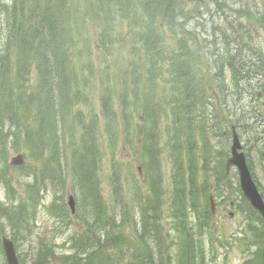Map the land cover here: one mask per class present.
<instances>
[{
    "label": "trees",
    "instance_id": "trees-1",
    "mask_svg": "<svg viewBox=\"0 0 264 264\" xmlns=\"http://www.w3.org/2000/svg\"><path fill=\"white\" fill-rule=\"evenodd\" d=\"M184 1L139 0L142 14L147 19L143 27L145 32L141 33L140 38L133 37L132 25L128 26L130 48L134 41L142 43L143 95L139 99L136 88L141 86V82L135 77V70L131 69L128 76L133 82H138L131 91L136 101L131 103L127 99L128 94L123 95L119 100L118 107L121 112L119 118L124 125L123 134H126L130 142L132 131L130 116L139 110V119L142 122L139 129L141 159L151 188L147 197L132 195L129 199L123 198V194L119 192L118 176L114 175L111 198L118 201L111 202L110 207L103 201L100 192L98 171L102 152L98 129L100 119L104 120L109 143L115 144L114 126L117 114L113 108V90L107 85L106 80L99 76L101 81L99 115L91 111L89 119H85L84 113L77 109L79 92L74 89L77 74L84 67L78 64L77 58L73 55L75 40L72 36V26L75 22L69 16L71 11L69 0H12L10 6L0 1V17L2 14L6 16L8 31L0 53V164L7 165L4 142L6 136L3 135V128L4 124L8 123L12 128L8 135L10 148L24 149L28 159L40 163L39 170L42 175L46 170V174L58 188L62 190L64 187L70 188L76 199V216L86 231V237L91 232L95 233V240L92 243L84 237L72 239L73 252L54 256L53 259L49 257L51 247L40 244L34 264L56 259L58 264H104L95 262L96 255L104 246L103 235L109 230L121 227L125 214L129 211L138 213L139 222L132 219L136 234L137 223L141 226L138 237L140 235L144 242L147 236L151 237L155 249L161 253L163 236L160 210L163 198L158 125L162 118H170L174 125L167 144L168 159L174 161L172 180L177 189L175 193L173 192L171 201L173 220L186 217L181 162L188 165L190 188L195 187L194 154L198 148L194 141L195 134L200 137V160L203 171H207L211 156L207 140L209 121L215 120L213 130L210 129L209 133L219 129L222 121L218 120V117L223 115L224 122L228 124L231 122L233 126L234 120L240 128L250 129L258 141L255 151L261 164H264V130L255 131L247 123L254 120L257 125L261 122V117L253 107L240 103L244 92L250 94L253 100H256L260 92H264V81L261 80L245 86L253 74L255 76L261 74L264 79L262 72L264 55L255 45L252 46L251 37L250 40L247 38L254 34L253 27L246 32L241 27L243 18L248 22L249 16L254 15L256 19L252 21L257 31L264 34V13L260 14L255 10L256 7H253L252 11L250 8H245L244 11L240 8L232 10L234 14L230 20L222 15L223 22L215 24L216 39L208 43L205 38V47L201 46L203 40L197 37L196 27L200 24L195 23L191 26L192 19L188 12L181 13L179 10ZM95 3L97 15L94 19L102 26L101 34L96 36V51L105 59L117 41L111 34L120 23L118 21L130 15L137 0H95ZM211 3L217 7L214 9L217 13L222 10V4L217 0H211ZM147 27H157L160 31L165 29L169 32L176 42L177 50L172 52L159 45V40L158 44L148 37ZM232 43L235 44V48L231 47ZM208 62L212 68L201 74L200 65ZM224 71L227 72V79L223 76ZM32 74H35L36 80L29 86L28 80ZM156 75L162 78L158 79ZM96 76L97 71L94 69L92 79L94 80ZM214 97L218 99L219 104L215 114L211 110V99ZM220 154V151H217L214 158L217 170L216 185L221 184L220 182L226 178ZM36 174L34 171V175ZM46 181L44 179L41 181L39 191L43 190ZM30 182L27 185L29 202L32 207H36L38 195L36 179H31ZM216 185L214 188L219 191L221 185ZM201 188L206 195L209 184L205 183ZM240 202L246 212L249 210L246 216L247 230L262 246L260 256L262 264L264 226L259 216L242 198ZM25 209L21 199L12 207L0 202V224L10 228L15 243L19 238L24 239L33 224L34 216L25 218ZM117 209H124V212L116 213ZM204 214L205 218L199 221L198 225L201 229H205L204 222L210 217L207 207ZM60 217L63 219L65 213ZM16 247L18 248V245ZM203 248L204 243L197 241L191 246L187 242V259L202 262L205 255ZM107 264H110V261ZM128 264H139V260L132 256Z\"/></svg>",
    "mask_w": 264,
    "mask_h": 264
},
{
    "label": "rangeland",
    "instance_id": "rangeland-1",
    "mask_svg": "<svg viewBox=\"0 0 264 264\" xmlns=\"http://www.w3.org/2000/svg\"><path fill=\"white\" fill-rule=\"evenodd\" d=\"M0 1H3L7 6H10L12 2V0ZM138 1L133 6L130 15L118 21L120 23L111 34V37L117 38V41L112 46L111 53L107 54L104 59L96 51V36L99 33L101 34L102 26L99 24V21L94 19L97 15L95 13L97 11L95 0H69V9L71 10L69 16L75 22L72 26V36L75 40L73 55L77 58L78 64L84 67L77 74L74 89L79 92V105L77 109L84 113L85 119H89L92 112L99 115V99L101 95L99 76L104 78L107 85L113 90V108L117 114L114 126L116 134L115 144L111 145L109 143L104 120L100 119L98 129L100 150L102 152L98 171L100 192L103 201L108 204V207L111 206V202L118 201V199L111 198L114 175L118 176L119 192L123 194V198L129 199L132 195L147 197L148 191L151 188L141 159V134L139 129L142 122L139 119V110L130 116V129L132 127V131L130 133L131 141L129 142L126 134H123L122 131V126L124 125L119 118V116L121 117V112L118 107L119 100L126 93L128 94L127 99L131 103L136 101L131 91L138 82H133V79L128 76L131 69L135 70V77L141 82V86L136 88L138 89L137 94L139 95V99L143 95L142 79L144 78V63L142 59L143 51L141 50L142 43L134 41V44L130 48L131 44L128 42L127 33L129 25H132L133 37L140 38L141 33L145 32L143 27L147 19L142 14ZM217 1L222 4V10L218 11V13L214 11L217 7L211 3V0H185L180 5V12L186 14L188 12L189 17L192 19L191 26H194L195 23L200 24V26L202 25V27H196V31H198L197 37L203 40L201 46L206 47L205 38L208 43L216 39L215 24L223 22L222 15H225L230 20L234 14L232 10L240 8L244 11L245 8H250L252 11L253 7H256L255 10L260 14L264 13V0ZM249 17L248 22H246V18L242 19V30L246 32L253 27L254 34L247 38L250 40L251 37L253 40V42L250 41L252 46L255 45L260 50V53L264 55V34L257 31V27L252 21V19H256L255 16L250 15ZM117 18L120 19L119 17ZM5 19L6 16L2 14L0 17V53L4 38L8 32ZM146 30L148 37L156 43H158V40L160 41L159 45L168 48L172 52L177 50L173 36L165 29L160 31L157 27H147ZM231 47L235 48V44L232 43ZM253 58H256V56H253ZM211 68L212 66L208 62V64L202 63L199 70L203 74ZM94 69L97 71V76L93 80L92 74ZM223 76L226 79L228 78L226 71H224ZM157 78L161 79L162 76H157ZM262 78L261 74L258 76L253 74L251 80L245 86L253 85L256 81H264ZM35 80V74H32L28 80V85L32 86ZM260 94V98H256V100H253V97L245 92L242 95V99L240 98L241 105L253 107L259 117H261L258 129L254 120L247 122L248 126H252L255 131H259V128L264 130V92H260ZM217 108H219L218 99L214 97L211 99V110L214 114ZM223 117L224 115L218 117V120L222 121V124H220L219 129H216L214 133H209L210 129L213 130L214 120L209 121L207 124V127H209L207 140L211 149L207 171H203L200 160V137L198 134L194 135V141L198 148L195 149L194 154L195 171L193 183L195 187L193 189L189 185L188 165L181 162L182 189L185 193L186 207V217L181 220L176 218L173 220L171 215L173 192L175 193L177 189H175L172 180L175 168L174 161L168 159L167 144L172 136L174 125L170 118L159 120L158 147L160 150L161 191L163 198L160 210V224L163 236L162 251L158 253L151 237L147 236L144 242L140 239V235L139 237L137 236L138 233H141V226L137 223L138 230L136 234L132 226V219L139 222L138 213L129 211V213L125 214L124 224L121 227L104 233V246L96 255L95 262L99 261L100 263L104 262V264H107L110 261V264H128L130 258L135 256L138 258L140 264H260L262 246L247 230L246 216L249 210L246 208V212L240 202L241 192L238 186L236 170L231 168L226 178L220 182L221 184L216 185L215 174L217 170L215 169L216 163L214 160L216 152L220 151L221 161L225 164L226 159L229 158L231 144L230 128L232 124L231 122L229 124L224 122ZM233 126L239 128H237L238 130L236 129V132L242 145L241 151L244 153L246 162L250 166L253 179L258 184L259 193L264 197V164H261L259 156L255 151L258 142L256 141V136H253L250 129L240 128L234 120ZM11 130L12 128L8 123H5L3 135L6 136L4 142L6 145L5 157L7 165L0 164V202L12 207L16 203H19L21 199L22 204L26 208L24 211L25 218L34 216L29 233L23 240L19 238L17 243L14 242L18 245L17 255L20 262H24L23 264H33V261L37 258L40 244L51 247L52 252H50L49 257L53 259L54 256L57 257L69 251L72 239L84 237L88 238L92 243L95 240V233L91 232L86 237V231L79 222L78 216H71L69 214L66 203L69 195H72L75 199V196L71 193L72 190L68 187H64L63 190L58 188L50 176L46 174V170H44V174L42 175L39 170L40 163L28 159L27 152L24 149L19 147L13 150L10 148L11 142L8 135ZM223 133H226V136H223ZM219 135H222V137ZM17 154H22L24 157V163L21 167L10 165V159ZM34 171L37 172L36 175H34ZM31 179H36L35 187L38 189L36 207H32L29 202L27 185L31 183ZM43 179L47 181L44 183L43 190L39 191ZM205 183L209 184L206 195H204L201 188ZM215 185H221V189L217 191L214 188ZM209 195H213L214 198V214H210V217H207L206 222H204L205 229H201L197 225L199 221L205 218L204 212L206 207L208 208L207 200ZM64 210L66 212H63ZM123 212L124 209L116 210V213ZM62 213H65V217L59 219ZM0 227V243L3 237L12 239L10 228L2 223ZM189 240L191 246L192 244H196L197 241L204 243L205 249H203L205 255L202 262L198 260V263L195 260L189 261L187 259L186 243ZM47 263L58 264L57 260H50ZM0 264H5L3 250L0 251Z\"/></svg>",
    "mask_w": 264,
    "mask_h": 264
},
{
    "label": "water",
    "instance_id": "water-1",
    "mask_svg": "<svg viewBox=\"0 0 264 264\" xmlns=\"http://www.w3.org/2000/svg\"><path fill=\"white\" fill-rule=\"evenodd\" d=\"M240 144L236 133L233 132L232 135V144L230 147V158L226 161V171L229 167H235L237 170V176L239 181V187L242 193L243 198L250 205V207L255 210L261 217V221L264 225V202L259 195L251 177L249 171L245 164V159L242 153H239ZM23 163V158L21 155L16 156L11 160L12 165H21ZM210 202L212 198L209 199ZM67 205L70 209L71 214L74 213V202L72 197L68 198ZM211 211H213V204L211 202ZM2 247L4 252V257L7 264H18V261L15 256L14 248L12 243L3 238Z\"/></svg>",
    "mask_w": 264,
    "mask_h": 264
},
{
    "label": "bare ground",
    "instance_id": "bare-ground-1",
    "mask_svg": "<svg viewBox=\"0 0 264 264\" xmlns=\"http://www.w3.org/2000/svg\"><path fill=\"white\" fill-rule=\"evenodd\" d=\"M134 257V256H133ZM134 260H135V258H134ZM139 264H140V262H139Z\"/></svg>",
    "mask_w": 264,
    "mask_h": 264
}]
</instances>
